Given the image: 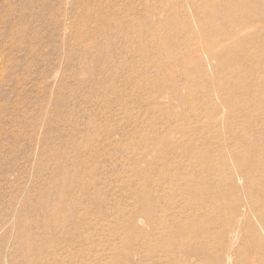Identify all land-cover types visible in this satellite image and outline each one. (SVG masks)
<instances>
[{
  "label": "rangeland",
  "instance_id": "374dc122",
  "mask_svg": "<svg viewBox=\"0 0 264 264\" xmlns=\"http://www.w3.org/2000/svg\"><path fill=\"white\" fill-rule=\"evenodd\" d=\"M256 9L0 0V264H264Z\"/></svg>",
  "mask_w": 264,
  "mask_h": 264
},
{
  "label": "bare ground",
  "instance_id": "6f19581e",
  "mask_svg": "<svg viewBox=\"0 0 264 264\" xmlns=\"http://www.w3.org/2000/svg\"><path fill=\"white\" fill-rule=\"evenodd\" d=\"M253 21H255L256 23L257 22H263L264 23V10H255V14L252 16V18H251ZM255 24V23H254ZM262 28H264V24H263V26H262ZM264 108V107H263ZM263 108H259L258 106L256 107V108H254L252 111L254 112V111H258V112H263L264 110H263ZM264 174V173H263ZM180 231H182V230H179V228L178 229H173V232H174V235L175 234H179L180 233ZM188 237H190V236H188ZM177 243V242H176ZM191 243V240H190V238H187L186 239V241L185 240H182L181 241V243L180 244H178L179 245V247H180V252L178 251L177 252V254L178 253H181V254H184V253H187V254H189L190 252H187L186 251V246L187 245H189ZM222 251H223V253H226V254H229L228 253V249H227V247L228 246H225V247H221L220 245L218 246ZM217 247V248H218ZM172 248V247H171ZM171 250V252H172V257L173 256H175V254H176V251L174 250V249H170ZM192 252H194V253H196L197 252V250H193V251H191V254H192ZM171 257V256H170ZM172 262H173V260H171ZM130 262H129V260H125V262H121V261H119V260H115V264H129ZM175 263V262H174ZM174 263H172V264H174Z\"/></svg>",
  "mask_w": 264,
  "mask_h": 264
}]
</instances>
